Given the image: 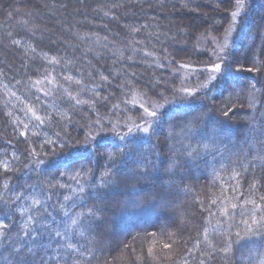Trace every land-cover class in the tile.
I'll list each match as a JSON object with an SVG mask.
<instances>
[{
  "label": "trees",
  "instance_id": "16d2710c",
  "mask_svg": "<svg viewBox=\"0 0 264 264\" xmlns=\"http://www.w3.org/2000/svg\"><path fill=\"white\" fill-rule=\"evenodd\" d=\"M132 1L119 6V0H0V99L25 129V141L38 133L46 137L35 140L40 149L57 153L67 143L70 149L43 164L27 158L25 141L15 144L8 135L0 142V264H264V52L258 49L250 56L258 38L255 27L262 20L257 17H264L262 0H247L222 78L203 97L170 107L132 134L111 135L104 121L96 125L90 118L91 127L81 132L95 133L88 147L81 145L84 141L72 146V136L65 135L74 113L67 106L66 96H72L69 83L80 89L72 96L77 102L87 101L89 107L93 104L94 114L112 123L119 121L113 120L115 113L108 116L109 108L102 107L104 99L95 100L112 90L111 84L100 79H108L109 67L97 63L96 73H91L98 78L86 75L88 66L78 61L79 53L58 44L52 47L31 27L36 25L31 16L43 12L41 3L51 6L54 2L72 23L76 20L70 13L78 5L103 8L114 17L106 23L100 17V27L83 30L98 37H92L96 46L105 38L113 45L128 41L123 35L127 27L144 22L134 14L125 15L134 12ZM80 11L76 17L80 18ZM42 18L38 19L44 23L51 19L49 15ZM155 22L165 23L158 16ZM196 26L192 34L201 27ZM133 39L143 43V50L150 44V50L162 56L157 42L140 35ZM28 47L34 51L31 54L52 57L50 62L29 60L22 51ZM172 55L194 56L189 59L195 65L204 59L188 52ZM256 67L261 70L257 76ZM46 68L55 73L49 80L57 90L54 103L47 98L49 92L42 97L24 87L29 82L34 86V76ZM66 71L68 81L61 83L59 77ZM249 83L255 88L254 96L247 94ZM98 85L102 86L98 89ZM234 85L243 86V91H231ZM113 90L119 92V86ZM228 91L227 100L215 106ZM232 97L236 100L230 102ZM1 114L2 127L5 116ZM47 115L53 124L46 122ZM189 122L191 136L185 139L181 133L177 144L181 148L172 154L174 135L169 137L167 130L178 133ZM166 219L160 229L159 221ZM125 224L131 227L122 234L118 226ZM162 244L170 245L163 248ZM251 247L253 258L241 261L238 257L250 253Z\"/></svg>",
  "mask_w": 264,
  "mask_h": 264
},
{
  "label": "rangeland",
  "instance_id": "374dc122",
  "mask_svg": "<svg viewBox=\"0 0 264 264\" xmlns=\"http://www.w3.org/2000/svg\"><path fill=\"white\" fill-rule=\"evenodd\" d=\"M20 1L21 0H16V3ZM119 1L120 2H118L117 5L123 6L124 4H129L130 0L127 2H125V0ZM261 2L263 3L264 0ZM131 3L134 5V12L132 13L129 11V13H126L125 15L131 16L134 14L132 16H135L136 20H144V22L133 28L129 27L128 29L127 27L126 32L125 34L123 33V35L128 36L126 37L128 41L120 40L117 43H113V45L111 40L109 41L108 38H105L106 40H101L102 43L97 42L99 45L96 46L93 44L95 43V41H93L95 38L92 37L97 36H94V33L89 35L88 32L86 33V30H83L90 27L93 29L95 26L101 25V18L103 16V20H106L105 23L114 17L113 14L105 12L103 8H88L86 5L85 7L84 5H78L79 8H74L73 12L70 13V17L74 19L73 21L76 20V22L72 23V21L70 22L68 20L69 15L67 16V13L65 14V12H63V10H61V8L54 2H52L51 6H46L44 3H41L44 9L43 12H37V14L31 16V20H33L32 23L36 24H32L31 27L37 31L39 36L49 40L52 47H55L58 44L66 47L67 51L70 53H79L80 58H78V61H82V63L86 62L85 67L88 66L86 67V69H88L86 75L98 78L95 74L91 73H96L97 63L100 66L108 64L109 67L106 72V74H108V79H100L111 84L110 86L112 88H110V90H112L106 92L107 97L99 94L95 97V100L98 101V99H104L105 101H103L102 107L104 108L107 106L109 108V112H107L109 113L108 116L111 117V114L115 113L113 120L116 119L114 117H117L119 121L117 123H112V121H108L107 118L99 117L97 113L94 114L95 112L92 110V108L94 109L93 104L90 106L93 107L90 108L87 101L81 103L77 102L72 96L76 95V92L80 90H76L78 85H73V83L67 84L66 86H71L70 89L68 88V91L70 90L71 92L69 93L72 94V96H66L67 101H69L67 106H72V112L74 110V113H72L73 116L70 119V122L67 123L68 125L66 124L69 128H65L64 133L66 136H72L73 140L70 142L72 146L78 144L77 142L80 144L82 141L84 142L81 143V145L85 144L84 146L86 147L92 144V139L94 138L95 133H92L89 130L81 135V132L84 129L87 130L91 127L90 125L92 122L97 125L99 121H104L103 125L106 129L111 131V133H109L111 135H114L117 132H122L123 134L124 132H128L132 134L134 131L139 130V128L148 127L157 115L167 112L171 109L170 107L179 104H186L193 100L197 101L203 97L217 81L219 82L221 80L223 75L222 70L226 67L228 62V53L232 51V46L238 35L241 22L247 12V0H133ZM104 6H106V4L104 5L103 3V7ZM228 6L231 8L228 9ZM79 10L82 11H80V18L76 17L77 11ZM109 12L112 11L109 10ZM142 14H145V16H141ZM43 15H49L51 17V19L48 20V23H44L38 19L39 17L42 18ZM35 16H37V18ZM156 16L160 17L165 23L158 22L157 24L155 22ZM150 19H152V22ZM257 19L262 20L255 27V30L258 33V38L252 46V50L250 51L252 52V55L250 56L257 54L258 49L261 50V52H264V17L260 16L257 17ZM136 20L133 21L135 22ZM198 24H200L201 27L197 28L195 33L192 34V31L195 30V26ZM101 27H106V25L102 24ZM203 31H205V33ZM83 35H85V37H82ZM137 35L149 39L151 42L152 40L157 42L159 47L158 51L161 50L162 56L151 51L150 49H152V45L150 44H147L146 51L143 50V43L139 42L137 39H133V36L135 37ZM97 40L101 42L99 39ZM124 42L126 44H124ZM125 47L127 48L125 49ZM22 48L24 49L23 46ZM25 49L27 50L22 51L24 52L25 57L31 61L39 58L42 62H50L49 60L52 58L50 57L49 59L47 57V59L46 56L43 55L41 57V55H38L37 53L31 54L34 53V51L29 47ZM127 49H130V51L133 52L130 53ZM56 51L57 50H54V52ZM162 51H164V53H162ZM176 52H188V54L194 55L200 54L204 56V59L200 61V65H195L191 63L192 59H189H194V56L190 57L187 55L182 56L183 58H173L172 54ZM60 53L62 54V52ZM33 56H36L37 58H33ZM76 60L77 57L75 56V63L78 64V61ZM22 61L24 63L25 59ZM114 62L117 71L112 65ZM46 63H43L42 65H47ZM54 64H56V62L53 63V65ZM50 65L52 64H48L47 68L51 67ZM47 68L42 71L40 75L34 74V79L36 81L35 83L32 82L35 84L34 86H31V82H29L27 84L25 83L24 87L28 86L29 90L38 92V95L42 97H46L49 92L47 98L52 99V102L54 103V101H56L54 100V95L57 94V90L56 88L51 87L49 80L54 77L53 74L55 73L52 71L50 72V68ZM75 68L76 66L74 69ZM257 70L258 72L256 73L254 71L250 72V70L249 72L255 73V75L257 73L261 74V70L258 68ZM62 74L63 76L59 77V79H61V83H64L65 81H68L67 77L70 76V74L67 75V71L66 74L65 72H62ZM92 80L95 82L94 79ZM248 82L249 80H247V83ZM116 84L119 86V92L113 90L114 88H117ZM249 85L251 91L247 94H250L251 96L256 95L254 94L255 88H253V85H251V83H249ZM122 87H124V90ZM125 87H127V90ZM233 87L234 88L231 89V91H243V86L241 85H234ZM165 88H168V90L165 91ZM102 91H105V89ZM150 92L151 94H155V97L148 95ZM78 94L81 95V91ZM227 94H229V91L225 96H222L218 101H215V106L221 103L219 100H227ZM236 94L238 95V93ZM240 94L241 96L238 97L239 99L244 93L241 92ZM124 95H127L125 100H123ZM89 99H91L90 95ZM235 100L236 99L233 97L229 98L230 102ZM33 105L40 107L38 104ZM82 105L84 107H82ZM49 107L54 108L53 106ZM33 110L37 111L36 109ZM117 110L122 111L120 116L116 114ZM0 113L5 116V122L2 123L4 126H0V142L4 143V137H7L8 135L9 137L7 139L14 141L15 144H18L20 140L25 141L23 139L25 129L22 127L20 128L19 123H17V120L8 113L6 106H4L1 99ZM50 113H52V118H55V112L50 111ZM49 115L46 117V122L52 123ZM137 116L140 118H137ZM242 117L245 118V116ZM90 118L93 119L91 123ZM45 124L47 125L49 123H44V125ZM190 124V122L186 123L178 133L167 130V135L169 137L174 135L170 147L172 154L178 152L181 148L180 145L177 146V144L180 143L178 139H180L181 133L185 139L191 136ZM14 131L19 133L12 134ZM78 137L82 139L78 140ZM38 138L41 141L42 139L43 141L46 139V137L43 138L42 136L40 138V135L35 133V135L26 140L24 144L26 147H29L27 150L29 156H31L29 157L27 155V158L34 159V161H38L39 163H52L54 157L57 158L60 153L65 154L66 151L70 150L68 148V143L66 148L57 153H51L48 149L46 151V148L40 149L36 145ZM62 139L65 140V137H62ZM34 142L35 145H33ZM10 147L16 148V146ZM19 153L21 156L22 152ZM164 210L166 211L168 208ZM171 220L174 221V217ZM149 222L150 221L147 223ZM165 222H167V219L159 221L158 225L160 226V229ZM130 227V224H125L124 226L120 225L118 226V230L124 234ZM138 228L141 229L142 227L138 226ZM169 245L170 244H162V247L166 248ZM254 254L255 251H252L251 247L250 253L247 254L248 256L245 254L238 258L244 262L247 261L248 258H253Z\"/></svg>",
  "mask_w": 264,
  "mask_h": 264
}]
</instances>
